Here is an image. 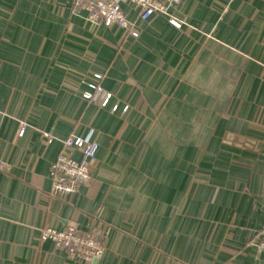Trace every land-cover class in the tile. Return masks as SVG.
Masks as SVG:
<instances>
[{
    "label": "crops",
    "instance_id": "0c3cea01",
    "mask_svg": "<svg viewBox=\"0 0 264 264\" xmlns=\"http://www.w3.org/2000/svg\"><path fill=\"white\" fill-rule=\"evenodd\" d=\"M73 2L0 0V264H78L39 237L67 224L106 228L92 264H264V0H181L180 28L137 18V38ZM93 73L102 108L80 96ZM69 134L98 149L59 198Z\"/></svg>",
    "mask_w": 264,
    "mask_h": 264
},
{
    "label": "built area",
    "instance_id": "2783aa9c",
    "mask_svg": "<svg viewBox=\"0 0 264 264\" xmlns=\"http://www.w3.org/2000/svg\"><path fill=\"white\" fill-rule=\"evenodd\" d=\"M181 0H74V10H85V20L91 26L99 24L111 27L123 28L131 37L137 38L140 28L136 19L147 20L153 15L165 16L176 28L184 24V20L177 18L172 9L180 4ZM128 3L135 10V20L128 19L122 10V4ZM102 73H93L87 81L86 88L81 90V98L90 104L105 107L111 97L100 85ZM117 105L112 106L116 110ZM127 106L123 107V111ZM26 124L21 122L18 134L22 135ZM46 140L52 135L49 132L42 133ZM98 142L90 136L81 137L69 134L62 140L61 149L55 160L49 166L50 195L65 198L73 195L79 186L86 184L90 179V167L95 159ZM77 150L80 159L72 156L71 151ZM5 163L0 159V169H4ZM41 240H51L57 249L63 250L72 263L92 264L99 260L104 252V243L107 238V230L101 224H96L88 229H80L76 224H67L61 229L45 227L40 230ZM260 250L264 251V218L261 224L260 236L257 241Z\"/></svg>",
    "mask_w": 264,
    "mask_h": 264
}]
</instances>
